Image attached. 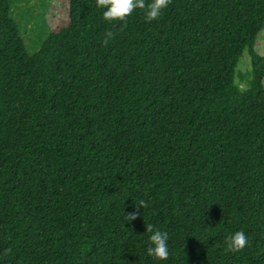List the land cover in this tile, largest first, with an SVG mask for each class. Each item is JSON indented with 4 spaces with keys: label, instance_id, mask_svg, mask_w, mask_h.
<instances>
[{
    "label": "trees",
    "instance_id": "1",
    "mask_svg": "<svg viewBox=\"0 0 264 264\" xmlns=\"http://www.w3.org/2000/svg\"><path fill=\"white\" fill-rule=\"evenodd\" d=\"M67 8L31 54L0 0V264H264V0Z\"/></svg>",
    "mask_w": 264,
    "mask_h": 264
},
{
    "label": "clouds",
    "instance_id": "2",
    "mask_svg": "<svg viewBox=\"0 0 264 264\" xmlns=\"http://www.w3.org/2000/svg\"><path fill=\"white\" fill-rule=\"evenodd\" d=\"M171 0H96L98 7L106 8L103 12V17L106 21H122L123 26H127L128 17L136 9H142L144 11V17L147 22L158 20L163 9L167 8ZM114 39V33L107 31L103 45L108 46L109 42ZM147 207L145 201L141 200L136 203V211L128 213L126 219L128 221L135 220L139 215L140 208ZM146 231L151 233L149 240L150 244L147 248V255L158 259L167 260L169 258L168 249V233L154 228L152 224H146ZM225 251L226 252H238L243 250L248 245V237L244 231H237L233 234H229L225 237ZM7 251H10L8 249Z\"/></svg>",
    "mask_w": 264,
    "mask_h": 264
},
{
    "label": "rangeland",
    "instance_id": "3",
    "mask_svg": "<svg viewBox=\"0 0 264 264\" xmlns=\"http://www.w3.org/2000/svg\"><path fill=\"white\" fill-rule=\"evenodd\" d=\"M11 15L19 23L28 51L37 52L50 30L68 23V0H10ZM257 48L264 53V30ZM251 61L245 51L239 61V70L247 71Z\"/></svg>",
    "mask_w": 264,
    "mask_h": 264
}]
</instances>
